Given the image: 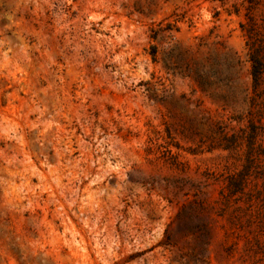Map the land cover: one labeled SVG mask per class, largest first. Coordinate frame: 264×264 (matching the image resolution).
<instances>
[{
	"label": "rangeland",
	"instance_id": "1",
	"mask_svg": "<svg viewBox=\"0 0 264 264\" xmlns=\"http://www.w3.org/2000/svg\"><path fill=\"white\" fill-rule=\"evenodd\" d=\"M264 0H0V264H264Z\"/></svg>",
	"mask_w": 264,
	"mask_h": 264
},
{
	"label": "trees",
	"instance_id": "2",
	"mask_svg": "<svg viewBox=\"0 0 264 264\" xmlns=\"http://www.w3.org/2000/svg\"><path fill=\"white\" fill-rule=\"evenodd\" d=\"M251 62H252V69H253V78H254V82L255 84L258 82L260 75L263 72V63L261 61V58L259 57L258 54H254L251 57Z\"/></svg>",
	"mask_w": 264,
	"mask_h": 264
}]
</instances>
